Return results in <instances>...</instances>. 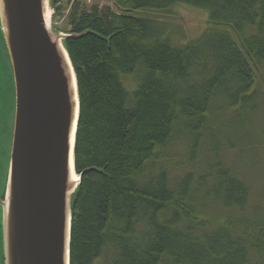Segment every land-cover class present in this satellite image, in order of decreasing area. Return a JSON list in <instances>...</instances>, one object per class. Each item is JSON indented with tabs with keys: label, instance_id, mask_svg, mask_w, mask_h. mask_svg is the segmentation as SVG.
<instances>
[{
	"label": "trees",
	"instance_id": "16d2710c",
	"mask_svg": "<svg viewBox=\"0 0 264 264\" xmlns=\"http://www.w3.org/2000/svg\"><path fill=\"white\" fill-rule=\"evenodd\" d=\"M114 3L75 0L61 28L51 2L53 28L84 34L66 40L80 98L70 264H264V212L248 214L251 188L222 159L260 108L264 0ZM180 4L225 28L173 45L150 16Z\"/></svg>",
	"mask_w": 264,
	"mask_h": 264
},
{
	"label": "water",
	"instance_id": "95a60500",
	"mask_svg": "<svg viewBox=\"0 0 264 264\" xmlns=\"http://www.w3.org/2000/svg\"><path fill=\"white\" fill-rule=\"evenodd\" d=\"M51 2L0 0V33L15 92L0 198L5 264H70L73 203L81 179L75 169L80 98L66 40L84 34L53 28ZM11 97L0 95V119L8 116Z\"/></svg>",
	"mask_w": 264,
	"mask_h": 264
},
{
	"label": "rangeland",
	"instance_id": "374dc122",
	"mask_svg": "<svg viewBox=\"0 0 264 264\" xmlns=\"http://www.w3.org/2000/svg\"><path fill=\"white\" fill-rule=\"evenodd\" d=\"M88 8L91 6H98L102 10L110 9L113 12L119 13V8L115 5L114 0H80ZM75 0H62V10L58 17H56V24L58 27H65L71 7ZM51 25L53 24V15L56 13L53 8ZM154 19H159L164 22V30L166 34L170 35L173 45L181 46L189 40L199 38L208 26L216 28H225L223 26L211 25L209 23V13L206 9L180 4L172 7L168 14H153L150 16ZM53 26V25H52ZM65 32L61 30V32ZM232 34L233 32L230 31ZM236 39V37L234 36ZM257 83L256 89L261 93L262 100L260 108L256 114L251 116V121L245 126V130H241L239 136L234 137V142L237 143L234 150H224L222 152V159L224 163L232 168V170L242 180H244L251 188V196L247 207L248 214H255V212L262 214L264 212V65L259 67L256 71ZM126 85L129 92L133 91L135 82L132 78L126 79ZM133 89V90H131ZM0 95L12 96V103L10 108L14 110L15 101L14 87H13V73L9 61L8 51L5 45L3 35L0 33ZM11 109H9L11 111ZM234 115L231 113L225 116L223 123L233 124ZM236 123V122H235ZM234 123V124H235ZM233 124V125H234ZM4 130L0 133V140L4 148L10 149L12 147L13 127H14V113L9 112L5 118ZM216 129V126H214ZM9 135V138L7 137ZM225 142L223 138L221 141ZM10 155V154H9ZM172 160L171 169L175 168L179 163H185V145L178 144L175 149L170 152ZM7 160V159H6ZM5 160V155L0 154V194L5 191V183L7 178V164L10 160ZM4 169V170H3ZM194 169V168H193ZM175 176V172L173 171ZM1 220V208H0ZM111 258V255H105L98 261L97 264H106ZM0 264H5L4 251V237L1 232L0 225Z\"/></svg>",
	"mask_w": 264,
	"mask_h": 264
},
{
	"label": "flooded vegetation",
	"instance_id": "af4514ba",
	"mask_svg": "<svg viewBox=\"0 0 264 264\" xmlns=\"http://www.w3.org/2000/svg\"><path fill=\"white\" fill-rule=\"evenodd\" d=\"M12 112L14 113V110H11L10 113L12 114ZM0 133H2L4 130H6V128L4 127V123H5V119H0ZM7 137L9 138V135H7ZM0 154L1 155H5V160H8V157L10 156L9 154H11V149L10 146L9 148L7 147L6 149L4 148L3 144H2V140H0ZM6 160V161H7ZM7 169L9 166V160L7 161ZM4 170V169H3ZM4 197V192H2V194H0V198Z\"/></svg>",
	"mask_w": 264,
	"mask_h": 264
},
{
	"label": "bare ground",
	"instance_id": "6f19581e",
	"mask_svg": "<svg viewBox=\"0 0 264 264\" xmlns=\"http://www.w3.org/2000/svg\"><path fill=\"white\" fill-rule=\"evenodd\" d=\"M50 14L52 15V11H50V13H48V15H50ZM72 178H73L74 181H77L79 179V177L75 173L72 174Z\"/></svg>",
	"mask_w": 264,
	"mask_h": 264
}]
</instances>
